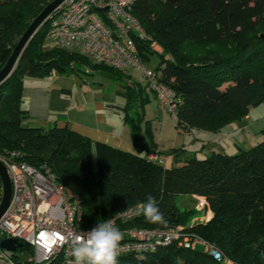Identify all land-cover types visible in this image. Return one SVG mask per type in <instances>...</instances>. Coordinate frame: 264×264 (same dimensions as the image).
Returning a JSON list of instances; mask_svg holds the SVG:
<instances>
[{"label":"trees","instance_id":"trees-1","mask_svg":"<svg viewBox=\"0 0 264 264\" xmlns=\"http://www.w3.org/2000/svg\"><path fill=\"white\" fill-rule=\"evenodd\" d=\"M51 1L0 0V70L26 28ZM130 14L149 38H134L138 56L144 63L157 56L158 80L178 99L177 127L216 134L264 104V32H259L264 27V0H135ZM47 31L45 21L10 77L0 84V158L14 153L15 161L49 169L58 184L79 197L82 228L111 220L151 195L166 224H150L142 215L115 225L121 231L179 228L184 236L193 232L219 255L215 259L206 249L185 250L172 243L141 256L119 257V264H264V141L235 155L212 152L203 159L183 149L170 150L173 162L159 165L146 158L155 147L148 127L143 136L131 126V153L68 128L44 132L22 127L27 116L21 108L24 77L70 74L86 66L120 78L118 71L92 65L76 51L52 43L46 49ZM208 38L229 42V50L209 49L196 59L190 48ZM152 43L160 54L151 49ZM124 120L130 121L127 113ZM181 197L203 198L210 217L188 225L193 212L180 209Z\"/></svg>","mask_w":264,"mask_h":264},{"label":"built area","instance_id":"built-area-1","mask_svg":"<svg viewBox=\"0 0 264 264\" xmlns=\"http://www.w3.org/2000/svg\"><path fill=\"white\" fill-rule=\"evenodd\" d=\"M135 0H64L47 18L46 38L54 47L70 49L94 64L114 70L131 68L149 92L169 114L175 116L178 99L158 80V73L137 54L134 38L148 41L147 35L130 14ZM155 43L151 44V49ZM0 158L11 185V196L0 218V242L14 239L29 252L21 261L15 252L0 247V264H73V237L90 229L82 228L79 197L55 181L49 169H36L24 162ZM148 160L166 163L164 155L150 154ZM2 187L0 184V198ZM196 210L208 215L203 198ZM142 216L140 205L124 210L110 221L125 225ZM204 218V219H205ZM120 255L141 256L172 243L193 250L199 240L188 239L181 229H124ZM206 246V245H205ZM215 259L218 253L206 249ZM217 256V257H216ZM118 257V258H119Z\"/></svg>","mask_w":264,"mask_h":264},{"label":"crops","instance_id":"crops-1","mask_svg":"<svg viewBox=\"0 0 264 264\" xmlns=\"http://www.w3.org/2000/svg\"><path fill=\"white\" fill-rule=\"evenodd\" d=\"M47 41L48 39L45 45ZM49 43L51 47V41ZM157 49V54H160V48ZM90 64L95 65L91 61ZM116 71L120 73L118 79L86 66L70 74L54 72L43 78L24 77L21 108L26 111L27 116L21 122L22 127L41 129L44 132L52 128H68L94 142L127 153L133 152L131 126H135L137 132L143 136L145 128L148 127L155 147L147 154V159L150 154L166 155L171 164L174 159L168 152L176 149L205 157L211 154L201 150L207 138L205 131L185 130L183 127H179L181 131L177 132L192 136L189 145H184L176 138L172 145L165 147L159 124L164 108L146 88L137 72L131 68ZM74 73L89 75L90 78L78 80ZM126 113L129 122L124 120ZM249 114L250 111L241 123L246 127L250 126V123L246 124L250 120ZM139 117L141 119L138 120ZM236 126H239V123L224 128V141H230ZM195 131L202 133L196 136ZM213 143L220 144V153L227 152L219 140ZM207 216L210 217L209 213Z\"/></svg>","mask_w":264,"mask_h":264},{"label":"rangeland","instance_id":"rangeland-1","mask_svg":"<svg viewBox=\"0 0 264 264\" xmlns=\"http://www.w3.org/2000/svg\"><path fill=\"white\" fill-rule=\"evenodd\" d=\"M182 1H187V0H182ZM207 30H209V34L212 35V25L211 22L206 24ZM259 32H264V27H261L259 29ZM211 37V36H210ZM50 40L48 39L45 48L50 49ZM158 46L155 45V48L153 49L154 52H158ZM230 48L229 42H224V43H218L213 41V39L208 38L206 43L195 45L194 47L190 48L194 50V55H196V59L199 58L198 56L205 54L209 49H213L217 52H222V51H228ZM81 56V55H80ZM83 57V56H82ZM85 58V57H84ZM88 60L87 58H85ZM90 62V60H89ZM158 63V58L157 56H152L150 57L149 62L146 64L151 68L154 69ZM80 69V68H79ZM81 70V69H80ZM82 73V72H81ZM74 77L78 80H86L90 78L89 75L85 74H80V73H74ZM249 114L250 120L246 123L249 124L250 126H245L244 123L241 124L245 117L241 119L238 122H233L227 126L233 125L235 123H239V126H236L233 128V136H230L231 139L230 141H224L222 138L224 134V128L223 127L218 133L213 134L209 132H205L204 135L207 136V138L204 140V146L201 147V150H204L208 153L212 152H219V145H216L213 143V141L219 140V143H222V147L226 149V155H235L239 149L240 150H247L252 148L253 146L261 143L264 141V104H261L255 108H251ZM160 124V129H161V138L163 140V143L165 147L172 145V142L178 138L179 141H182L184 145L188 146L190 140L192 139V136H189L184 133H178L177 131H181L179 127L176 126V119L175 116L169 114L165 109L162 114L161 120L159 122ZM157 126V123H156ZM177 127V128H176ZM245 127V128H244ZM243 128V129H242ZM202 132H197L195 131L194 134L198 136ZM203 136V135H202ZM202 139V138H200ZM195 156L198 159H203L205 156L201 154H195ZM167 160V159H166ZM167 165H170V161H167ZM198 199H201L200 197H181L178 200V205L180 209L182 210H187L193 212L192 217L189 219L188 225H195V224H201L205 218V215L203 216L201 212L197 211L196 208L198 207ZM180 227V226H178ZM185 235L188 237V239L191 240H199L202 244H197L195 247V250L198 252H204L205 249H208V246H204L205 244L201 239L196 236L193 232H186ZM16 255L19 256L21 261L27 260L29 258V252L24 249L22 251H16Z\"/></svg>","mask_w":264,"mask_h":264},{"label":"clouds","instance_id":"clouds-1","mask_svg":"<svg viewBox=\"0 0 264 264\" xmlns=\"http://www.w3.org/2000/svg\"><path fill=\"white\" fill-rule=\"evenodd\" d=\"M142 215L150 224H166L157 200L149 195L140 205ZM124 233L112 221L98 222L90 230L73 237V264H119Z\"/></svg>","mask_w":264,"mask_h":264},{"label":"water","instance_id":"water-1","mask_svg":"<svg viewBox=\"0 0 264 264\" xmlns=\"http://www.w3.org/2000/svg\"><path fill=\"white\" fill-rule=\"evenodd\" d=\"M64 0H52L49 4H47L42 11L32 20L29 26L26 28L22 36L19 38L18 42L16 43L13 51L11 52L7 62L0 70V84L7 80L16 63L21 59V54L37 32V30L43 25V23L47 20L49 15L63 2ZM0 184L2 187V194L0 198V218L4 214L9 200L11 196V185L10 181L6 172V168L0 162ZM0 247L2 249L15 252L17 249L22 248L21 244H18L14 239H5L0 242ZM217 257V256H216Z\"/></svg>","mask_w":264,"mask_h":264}]
</instances>
